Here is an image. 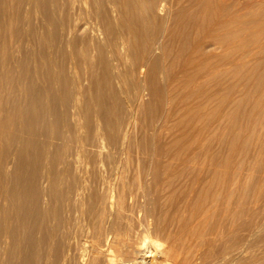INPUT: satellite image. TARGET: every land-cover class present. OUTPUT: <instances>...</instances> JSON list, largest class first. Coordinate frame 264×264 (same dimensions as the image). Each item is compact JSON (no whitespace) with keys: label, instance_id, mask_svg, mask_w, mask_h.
<instances>
[{"label":"rangeland","instance_id":"374dc122","mask_svg":"<svg viewBox=\"0 0 264 264\" xmlns=\"http://www.w3.org/2000/svg\"><path fill=\"white\" fill-rule=\"evenodd\" d=\"M8 1L11 25L5 36L20 48L5 91L10 89L6 91L9 96L24 102L23 86L36 74L44 88V104L50 107L49 85L43 75L48 67H42L38 58L25 61L32 44L29 29L46 21L44 0ZM215 1L168 0V15L161 14L168 16V22L147 26L149 37L161 35L166 61L157 68H145L142 76L138 73L141 38L129 46L131 51L118 68L112 46H106L104 58L97 51L87 53L81 43L69 46L65 73L79 106L80 122L70 120L74 126L71 151L77 152L78 163H53L47 153L41 154L36 165L29 154L31 170L58 179V186L51 190L39 178L38 201L44 215L39 218L38 246L29 264H105L102 253L91 248L104 239L107 229H114L126 242L111 249L116 258L141 261L143 256L134 247L146 240L148 245L154 242L161 250L171 251L170 256L150 252L146 264H264V0ZM70 5L59 13L74 15L76 9ZM202 8L203 13L196 15ZM215 15L224 22L217 43L195 52L204 32L195 27L198 16L206 27ZM177 16L184 21L175 26ZM61 60L60 56L55 59L56 72ZM0 63L2 72L5 68ZM55 78L54 87L63 98L60 76ZM141 85L144 94L139 92ZM64 108L60 103L63 113ZM66 122L63 128L68 132ZM16 148L8 156L11 166L0 175V207L6 211L12 209L9 191ZM35 200L31 196L27 208L34 207ZM46 230L49 237L44 239ZM1 239L5 243L0 248V264H8L10 239ZM128 247L129 257L120 256ZM25 253H17L15 264L23 262Z\"/></svg>","mask_w":264,"mask_h":264},{"label":"bare ground","instance_id":"6f19581e","mask_svg":"<svg viewBox=\"0 0 264 264\" xmlns=\"http://www.w3.org/2000/svg\"><path fill=\"white\" fill-rule=\"evenodd\" d=\"M69 3L71 4L70 6H72V8L76 9V12H74V15H69V13L67 15L60 14L59 11H62L64 9V6L69 5ZM51 5L55 6V9L51 8L50 7ZM199 5L201 6V3L198 4V6H197L198 9L200 8ZM9 6H10V3L8 0H0V60L3 61V66L5 68V70L2 72L0 70V175L5 172L6 166H11V165H9L8 156L17 146L18 147L16 148L17 158H16V161L14 164V170L12 171L11 176H10V179L12 181V185H11V190L9 191V195H10L9 199H10L11 204H12V209L10 211H6V210L1 209V207H0V248L5 243V241L3 242V239H1V237L6 236L7 238L10 239V241H9L10 242L9 243V255H10V257L8 260V264H15L14 257L17 255V253L20 250H22L24 253L26 252L24 254L25 256L23 258V262L20 264H29L33 258L32 250L36 249L38 246V240L35 236V232H36V229L38 227L40 228L39 218H40L41 214L44 215V210L41 209V206L39 205V201H38L40 199V195H41L39 178H40V182L43 183V185L47 184V186L51 187V190L53 187L58 186L57 185L58 179L56 176H54V177H51V176L49 177V175L40 176L37 169L31 170V167H30L31 164L29 161V154L33 155L36 165L41 158V154L46 155L47 153L51 154L53 163H57V162L59 163L60 160L61 161L65 160L68 163V165H75L78 163V160H77L78 156L76 155L77 152H75V154H74L73 151H71V143L73 141V136H71V134H72V129H73L72 127H74V126H72L70 120L75 121L76 123L78 122V120H79V106H78L77 100H73V98L71 96L73 90H71L70 83H69V81L66 77V73H65L66 72L65 59L67 56V50H69L68 49L69 46L77 47L79 45V43H81L83 46V49L87 50V53L90 52V54H91V52L97 51L98 55H100L101 58H104L106 46H112L114 48L113 54L115 55V60L117 63L115 67L118 68L119 65H123V59L125 57L124 55L129 50V46L131 47L137 38H141L142 42H143L142 43L143 46H142V51L139 54L141 56V63L139 64V67H138V73L140 74L139 76H142L145 73V68H147V69L157 68L159 65L162 64V62L165 58L164 55L166 54V46H165V44H162L161 35H159V34L156 35L155 39L151 38L152 36L149 37L147 35L148 34L147 33V30H148L147 26L149 23H152V22L157 23L159 25H164L166 21L168 22L169 18H168V20L166 19L168 16L167 17L161 16V14H165L166 12H168L169 6H168V0H44V16H45V20H46L45 22L46 23L43 22L39 25H33L29 29L28 34H29L30 42L32 44H31V49H28L25 52V61H28V63H29L32 59L38 58V60L42 64V67H44V66L48 67V72L44 73L43 75H45V79L49 85L47 93H49V95L51 97L50 107L49 106L47 107L44 104V91H43L44 88H42L38 84V78L39 77L36 74H31V77L29 78L26 86L25 87L23 86V89L25 91V95L23 98L24 102H22L21 99L18 100V98L14 97L12 95L9 96L6 93V91H8V90L10 91V89L5 91V84L8 83V81L11 79L12 71L14 69L12 62L14 61V59L17 55L16 51H19L18 49L20 48L19 47L18 49H16L15 48L16 44H13V43L11 44V42H8L7 37L5 36L6 35L5 32L8 28L9 22H10ZM211 6H213V5H211ZM210 9H213V8H210ZM202 10H203V8L201 9V11L198 10L199 14H196V15H201L204 11V10L203 11ZM198 11H196V12H198ZM205 11H207V9ZM213 13H214V11H213ZM166 15H168V14L166 13ZM169 17H171V14ZM202 17H204V15H202ZM182 18H184V17H178L177 16V18H175V26L179 25L180 23H182V21H184ZM198 18L199 19L196 21V24H195V21L193 20L195 27H197V29H199V30L201 29L202 32L204 30V32L201 33L202 36L199 39H197L195 52H199V51L204 52L205 50H207L206 48L211 47L217 43L216 40H218V38H219V31L221 30V27H222L224 22L222 23L219 16L215 15V19L213 20V22L210 23L209 25L207 24L208 26L204 27V25H203L204 22H203V20H201L202 18L200 19V16H198ZM205 18H204V20H205ZM210 18H212V17H210ZM230 23H231V21H230ZM167 24L168 23H166V25ZM184 24H183V26H184ZM231 25H232V23H231ZM151 26H152V24H151ZM227 27H229V26H227ZM124 30L127 31L126 32L127 34L123 33ZM191 30H192V27H191ZM152 31H153V28H152ZM11 32L13 33V31H11ZM222 34L220 36H222ZM157 36H160V37H157ZM162 37H163V35H162ZM11 39H12V37H11ZM11 39H10V41H11ZM136 43H137V41H136ZM23 48H24V46H23ZM217 48H218V46H217ZM132 50H133V48H132ZM130 51L131 50H129V52ZM83 54H81V55H83ZM69 55H71V54H69ZM74 55H76V54H74ZM127 55H128V53H127ZM59 56L62 57V60H61L62 63L57 65L58 71L56 72L55 68H54V67H56L54 62H55L56 57H59ZM211 56H212V53H211ZM88 58H89V56H88ZM126 58H128V57H126ZM128 59H130V58H128ZM165 61H166V58H165ZM192 61L194 62L195 60L192 59ZM89 63H90V61H89ZM186 64H188V63H186ZM90 67H91V65H90ZM107 67H109V66H107ZM198 67H200V66H198ZM184 68L186 69V67H184ZM92 69H94V68H92ZM201 69H203V67ZM162 70H164V69H162ZM198 70H200V69H198ZM113 71H111V72H113ZM117 71H120V70H117ZM165 71H166V69H165ZM200 72H201V70H200ZM19 73H20V71H19ZM92 73H93V71H92ZM18 75H20V74H18ZM58 75L60 76V80H61L63 98L62 97L60 98V96L58 95V93L54 87L55 80L57 81L55 76L58 77ZM110 76H112V75H110ZM113 77L114 76H112L111 78H113ZM139 81H140V79H139ZM185 82H186V80H185ZM194 82H195V80H194ZM199 86H200V84H199ZM143 91H144V87L141 85V90H139V92H141L140 94H142ZM75 94H77L76 91H75ZM77 98H79V97L77 96ZM136 99H137V97H136ZM98 101H100V100H98ZM138 102H139V100H138ZM138 102H137V104H138ZM60 103H62L65 106L64 113L60 110ZM133 106H134V104H133ZM80 107H81V105H80ZM103 114H105L104 111H103ZM132 119H133V117H132ZM65 121H67L66 126L68 128V132H65V130L63 128L65 126ZM128 121H130V120H128ZM79 122H80V120H79ZM76 128H78V127H76ZM102 128H105V127L102 126ZM119 128H120V125H119ZM120 130H121V128H120ZM131 130H133V128ZM124 131H125V129H124ZM124 131H123V133H124ZM127 131H128V129H127ZM127 131H126V133H127ZM68 133H70V134H68ZM130 133H128V134H130ZM74 134L75 133L73 132V135ZM122 138L125 139L126 137L125 138L122 137ZM122 138H121V140H122ZM104 139L105 138L102 137V140H104ZM127 139H129V138H127ZM125 142H127V141L125 140ZM128 142H129V140H128ZM99 143H101V142H99ZM100 145H102V144H100ZM114 146H116V145H114ZM104 147L106 148L107 146H103V148ZM68 150H69V153H65ZM78 150L79 149H77V151ZM123 150H128V149H123ZM124 158H125V156H124ZM116 160L114 158V161H116ZM118 164H119V162H118ZM44 165H42V166L44 167ZM58 166H59V164L57 165V167ZM74 171H76V170H74ZM120 171H121V169H120ZM120 171H119V173H120ZM114 173H115V171H114ZM219 174H220V172H219ZM110 177H112V175ZM0 181H1V176H0ZM193 182H194V179H193ZM7 185H8V182H7ZM121 190H123V189H121ZM205 190H206V188H205ZM56 191H58V190H56ZM132 195H134V194L132 193ZM31 196L35 197V199H36L35 204H34V207L30 206L31 208H29V207L27 208V204H28V202H30ZM110 196H112V195H110ZM73 200H72V202H73ZM4 201L5 200L3 198V202ZM186 201H187V199H186ZM73 203H75V202H73ZM61 204H62V202H61ZM104 206H105V204H104ZM105 208H106V206H105ZM101 210H102V207H101ZM106 211L104 209V212H106ZM121 214H123V213H121ZM100 215H102V214H100ZM107 215H108V213H107ZM145 215H147V213ZM104 217H106V216H104ZM108 217H109V215H108ZM97 220H99V219H97ZM104 221L107 222V220H104ZM44 227L46 229L47 225H44ZM105 228H106V225H105ZM105 228H103V229H105ZM93 229H94V227H93ZM94 230H96V229H94ZM23 231H24V235L22 233ZM102 231L103 230H101V232ZM104 232H105V230H104ZM124 233H125V231H124ZM127 235H128V232H127ZM48 237H49V232H48V230H46V232L44 234V239H47ZM123 238L121 236H119L118 233H116V231H114V229H109V230L107 229L104 239L102 241H100L98 239L100 242L96 243V244L93 243L92 244L93 248H91V249H95V251L96 252L98 251L99 254L102 253L100 255H103L104 259L106 260L105 264H146L147 261H145V260L148 256V254H152L150 252H154L155 254L159 253L160 255L166 254V256L171 255V251L161 250L160 248L157 247V244L154 242H151L148 245L147 241L145 240L141 243L140 246L134 247L136 249V251L139 252L138 254H140V253L142 254L143 257H142L141 261L130 260V259H125V258H116L115 255L111 254V249L112 248L114 249V247L125 246L126 242ZM39 241L41 242V240H39ZM83 247L85 249V245ZM118 252H120V251L118 250ZM130 253H131V250L128 247L127 249L123 250L119 255L122 257L123 256L129 257ZM90 254H91V252H90ZM35 255H36V253H35ZM85 255H86V253L82 249L81 258L82 259H85L84 257L87 258V256H85ZM150 256H152V255H150ZM38 260H40V259H38ZM35 261H36V259H35ZM91 261L92 260L90 259V262ZM151 261H153V260L151 259ZM37 263H38V261H37ZM152 264H154V263L152 262Z\"/></svg>","mask_w":264,"mask_h":264}]
</instances>
